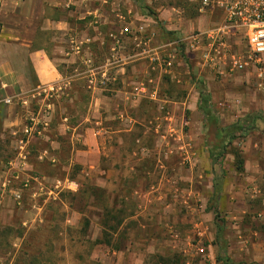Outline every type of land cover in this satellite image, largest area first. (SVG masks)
<instances>
[{
	"label": "crops",
	"instance_id": "1",
	"mask_svg": "<svg viewBox=\"0 0 264 264\" xmlns=\"http://www.w3.org/2000/svg\"><path fill=\"white\" fill-rule=\"evenodd\" d=\"M114 3L117 6V0H0V261L4 258L1 248L6 228L11 229L8 242L13 256L22 254L23 244L28 243L29 247L34 244L32 231L36 227L57 226L56 236L44 234L43 241L50 245L57 240L63 244L80 240L87 248L84 253L87 263L94 264H149V253L153 252L150 243L161 241L156 237L158 233L151 235L145 231L148 225L139 216L149 196L152 197L149 202L155 203L156 208L161 204L162 209L168 210L172 205L167 202L171 191L163 188L164 181L150 185L144 181L150 177L145 161L152 158L156 168L161 157L157 152L150 154L143 145V137L151 127L154 138L165 137L160 136L161 122L157 118L151 119V125L147 126L140 116L145 103L158 112L165 104H171L168 122L172 127L176 123V108L181 110L186 103L166 98L163 89L167 79L180 82L179 73L174 68L165 73L158 62H151L166 41L162 29L175 34L181 27V18L171 17L170 11L177 14L175 7H159V30L146 23L149 19L134 13L132 5L118 11ZM123 29L128 33L120 35ZM111 33L120 37L113 65L103 61L101 53L104 43H111L107 39ZM76 44H82L83 55L72 52ZM89 53L96 55L99 72L105 71L104 84L88 82L83 58ZM43 88L54 89L53 109L43 136L32 139L29 149L34 153L47 149L48 156L43 161L31 157L27 166V173L38 177V184L32 182V188L23 189L20 183H14L3 189L7 164L15 157L17 138L29 111L37 110L36 105L41 103L30 101L27 105L21 101ZM188 108L196 111L197 99L193 105L190 101ZM257 129L260 138L256 136L251 141L254 146L263 143L264 149L262 124ZM259 152H253L249 158L252 162L247 160L250 165L246 164L238 173L237 180L238 188L249 192L246 197L255 192L254 196L262 199L253 208L246 205L247 201L238 202L236 214L241 220L246 212L252 211L257 216L252 215L251 219L255 217L264 225V167L260 166ZM199 160L205 176L209 175L207 183H211L210 160L204 155ZM196 175L201 177L202 173ZM90 188L93 196L81 198L85 189ZM62 191L74 199H56V193ZM41 194L44 195L36 200ZM184 194L181 189L180 195ZM25 196L28 199H22ZM186 200L183 202L192 206L194 198L188 196ZM121 208L131 213L118 218ZM105 209L113 214L114 220L109 219ZM226 212L228 217L234 215L229 209ZM155 217L158 224L163 222L158 215ZM115 222H119L116 230L110 231L107 226ZM133 224L139 234L133 231ZM84 225L87 231L81 233ZM258 233L255 230V235ZM40 245L37 248L42 251ZM64 249L68 256L69 249L66 246Z\"/></svg>",
	"mask_w": 264,
	"mask_h": 264
},
{
	"label": "rangeland",
	"instance_id": "2",
	"mask_svg": "<svg viewBox=\"0 0 264 264\" xmlns=\"http://www.w3.org/2000/svg\"><path fill=\"white\" fill-rule=\"evenodd\" d=\"M117 3V6L115 3L113 4L117 10L132 5L134 13L149 19L150 21L146 23H151L156 29L160 28L159 20L156 21L153 16L142 15L141 8L145 6L148 12H152L158 19L157 15L160 12L157 10L159 7H175L177 14L172 11L170 14L172 18L176 16L181 18L179 19L181 27L172 35L167 34L171 30L163 31L162 29L163 33L160 31L166 40V44L183 37L192 30L211 26L216 21L215 16L210 20L200 16L187 0H128V3L126 0H117ZM147 10L143 11L147 12ZM175 49L173 51L171 47H166V50L176 53L172 69L174 68L175 72L179 73L181 80L176 83L167 79L163 83V89L165 90V97L168 99L183 102L186 100L185 105L181 106V110L176 108V115H174L177 116L175 118L176 123L171 122L173 128L169 127L168 121L170 119L168 116L170 115L168 112H171V104H165L164 109L158 112L153 105L145 103V111L140 116L141 119L145 120L142 123L147 126L151 125L149 124L151 119L157 118L161 122L158 129L160 136L162 134L165 136V138H154V127H151L147 129L148 133L143 137V145L150 150V154L157 152L161 157L159 166H156L158 176L152 158L145 161L146 168L148 171L150 170V177L147 176L144 181H147L148 185L164 181L163 188L171 191L166 197L167 202L170 201L172 204L168 210L162 209L161 204L156 208L155 203L149 202V199L152 198L149 196L147 205L140 210L139 217L148 225L145 231H150L151 235L158 233L156 237L161 238L160 242L150 243L149 248L153 249V252L149 253L148 262L149 264H223L221 260H217V257L223 259L227 254L231 264H264V225H261L255 217L251 219L252 215L257 216V213L254 214L252 211L246 212L241 220H239V214H236L239 210V203L242 204V202L247 201L246 205L253 208L262 199L261 196L255 197V192H252V197H246L245 195L249 192H242L238 188L240 183L237 178L240 177L238 173L241 170H236V167L241 162L243 171L246 164L250 165L252 162V159L249 158L256 150L260 151L261 159L259 162L260 166L264 167L263 143L254 146L251 141L253 137L258 136L260 138L255 131L260 129L257 127H261L262 124L264 129V96L257 90L256 79L249 72H236L224 78L199 76V71L187 60L184 49ZM198 81H202V83ZM201 92L210 98V106L218 116L219 128L204 127V120L198 110L193 111L188 108L190 101H192V105L196 99L198 102V96ZM254 117L256 118L252 122L254 128L250 129L245 137L233 140L231 145L226 148L222 158H219L215 163V165L218 162L221 164V170L216 168V180L207 183L210 178L209 175L208 177L205 176V169L199 159L201 155H204L206 160H210L211 171L208 170V173L211 174L212 161L208 155V149L214 145L217 132L224 134L229 131L228 129H231L230 127L244 123L246 120L251 121ZM142 129L146 130L145 127ZM247 160L250 162L247 163ZM196 172H201L202 176H197ZM221 172L223 173L220 174ZM181 189L185 191L183 197L180 195ZM195 191H198L200 195ZM213 194L214 198L210 202ZM42 195L44 194L37 196L36 200ZM92 196L93 192L90 188L85 189L81 198H91ZM188 196H192V200L194 198L192 206H187L188 202H183ZM22 199L28 198L25 196ZM56 199L73 200L74 197L62 191L56 193ZM251 204L252 206H250ZM210 205L218 208L222 221L215 222L213 212L206 210ZM226 209L232 211L235 216L228 217ZM242 211L243 209L239 213L241 214ZM130 213L129 209L121 208V213L117 217L120 218ZM110 215L113 214H107L108 217ZM156 215L163 221L161 224L156 222ZM216 224L220 226V229H217ZM132 229L139 234L137 231L140 230L136 228L135 224L132 225ZM85 230L87 231V227L84 225L80 232L85 233ZM255 230H259L256 235ZM198 231L203 235L200 243L204 245L209 256L201 257L195 252V247L199 243ZM57 232H59L57 226L50 229L36 227L32 231L34 244L30 247L28 243L23 244L25 252L23 248L24 253L15 256L11 254L12 247L8 242L10 232L7 233L5 243L1 248L4 258L0 262L3 264L10 262L12 264H94L93 261L87 263L88 258L85 257L87 255L84 256L87 248H84L80 240L68 244H63L62 241L57 240L55 244L50 245L43 241L44 234L49 236L53 234L55 237ZM39 244H41L42 251L37 248ZM64 245L69 249L68 256L65 254ZM159 247H161V251H157ZM26 249L31 252H27Z\"/></svg>",
	"mask_w": 264,
	"mask_h": 264
},
{
	"label": "built area",
	"instance_id": "3",
	"mask_svg": "<svg viewBox=\"0 0 264 264\" xmlns=\"http://www.w3.org/2000/svg\"><path fill=\"white\" fill-rule=\"evenodd\" d=\"M187 1L200 16L208 19L215 16V23L165 43L151 62H158L162 70L168 73L172 69L176 53L166 50V47H171L173 51L175 48H183L187 60L199 71V76L224 78L236 72H249L256 79L257 90L264 96V0ZM127 33V29L119 32L120 35ZM119 38L111 33L107 36L111 43H104L106 49L103 61L110 65L115 60ZM83 51L82 44H76L72 49V52L79 55H83ZM95 56L89 53L83 58L89 75L88 82L92 85L104 84L106 74L105 71L99 72L100 68L95 66ZM97 75L102 78L98 79ZM53 91V88L39 89L29 93L27 99L21 101L22 104L27 102V105H30V101L41 103L36 105L37 110L29 111L27 122L17 138L15 157L7 164L3 189H8L14 183H20L23 189L32 188V182L38 184V177L27 173L29 158L43 161L48 156V150L39 149L34 153L30 151L29 144L32 139L43 136L48 126L47 119L53 109ZM197 236L199 243L195 247L196 254L201 257L209 256L200 243L202 233L198 231Z\"/></svg>",
	"mask_w": 264,
	"mask_h": 264
},
{
	"label": "trees",
	"instance_id": "4",
	"mask_svg": "<svg viewBox=\"0 0 264 264\" xmlns=\"http://www.w3.org/2000/svg\"><path fill=\"white\" fill-rule=\"evenodd\" d=\"M136 1H138V0H136ZM141 9L143 12L142 15L153 16L156 21L158 20L155 17L156 15H154L152 12H148V10L145 6H143V8H141ZM143 10H147V12H145ZM167 34L172 35L174 33L168 32ZM105 47L106 46H103V48L101 49L102 54L105 52V49H106ZM191 76H192V73H191ZM198 82L202 83V81H198ZM197 110L204 120V127L211 126V127H213V129L219 128L218 127V124H219L218 116L214 113V111L212 110V107L210 106V98L202 92L198 96ZM254 120H256L255 117L251 121L246 120L244 123L234 125V126L230 127L231 129H228L229 131L224 133V134H220L219 131L217 132L214 145L208 149V155L212 161L213 181L216 180V176H215V173L217 172L216 168L221 170V164L218 162L217 165H215V163L218 161L219 158H222L224 152L226 151V148L231 145L233 140H235L237 138L245 137L247 135L248 131L250 129L254 128L252 125V122ZM220 130L223 131V129H220ZM240 163L236 167V170H238V171L242 170V164H240ZM222 173L223 172H221L220 174H222ZM213 198H214V194L211 197L210 202H212ZM107 210L108 209H105V211H107ZM206 210L213 212L215 222H218L220 220V213L218 211V208L210 205L206 208ZM107 214H111V213L107 211ZM109 219L114 220V216L110 215ZM220 221H222V220H220ZM117 224H119V222H117L116 224L114 223V224H110V225H108V224H105V225L106 226L108 225L107 227L109 228L110 231H115ZM216 227H217V229H220V226L218 224H216ZM9 232L11 233V229L6 228L3 230V233L5 235H7V233L9 234ZM217 260L218 261L221 260L223 264H231L229 259L226 256L223 259H219L217 257Z\"/></svg>",
	"mask_w": 264,
	"mask_h": 264
}]
</instances>
